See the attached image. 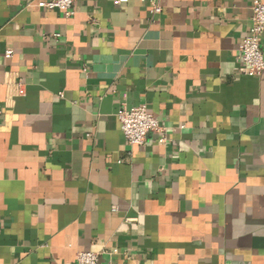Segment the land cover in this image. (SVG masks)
Segmentation results:
<instances>
[{"label":"crops","instance_id":"crops-1","mask_svg":"<svg viewBox=\"0 0 264 264\" xmlns=\"http://www.w3.org/2000/svg\"><path fill=\"white\" fill-rule=\"evenodd\" d=\"M38 1L0 0V264H264L253 0ZM139 105L160 131L128 144Z\"/></svg>","mask_w":264,"mask_h":264},{"label":"built area","instance_id":"built-area-1","mask_svg":"<svg viewBox=\"0 0 264 264\" xmlns=\"http://www.w3.org/2000/svg\"><path fill=\"white\" fill-rule=\"evenodd\" d=\"M76 0H39L37 5L46 8H57L66 14L71 13V7ZM126 0H114V4H120ZM151 3V12L160 13L162 7L159 0H140ZM251 26L248 34L238 45L239 51V71L249 76H256L264 71V54L260 41L264 33V2L253 0L251 5ZM6 56H10L11 51H6ZM120 122V129L128 144H143L150 132L160 131L157 119L146 108L139 105L127 108L121 106L117 112ZM71 264H101L98 255L92 251L81 250L76 256L75 262ZM104 264H113L107 262Z\"/></svg>","mask_w":264,"mask_h":264}]
</instances>
